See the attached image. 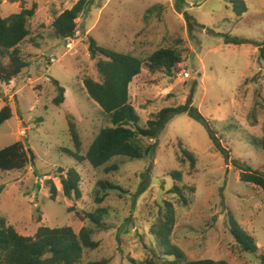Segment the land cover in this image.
I'll list each match as a JSON object with an SVG mask.
<instances>
[{
  "label": "rangeland",
  "instance_id": "obj_1",
  "mask_svg": "<svg viewBox=\"0 0 264 264\" xmlns=\"http://www.w3.org/2000/svg\"><path fill=\"white\" fill-rule=\"evenodd\" d=\"M79 1L0 0L2 18L38 5L29 23L31 36L20 46L30 66L10 84L0 81V111L10 106L13 114L0 126V150L22 142L30 160L24 170H0V216L26 237L35 236L40 227H71L76 233L92 229L100 246L85 251L83 264H131L163 254L153 230L163 218L162 208L172 203V242L188 260L264 264L263 191L242 182L234 166L241 161L264 172V151L254 144L264 137V0H244L242 17L234 11L238 0H90L75 38L58 39L52 27L56 16ZM228 35L245 42L227 45ZM90 38L144 60L161 48L181 50L183 63L175 73L151 71L146 65L131 84L139 126L145 128L163 109L192 99L229 150L230 161L216 151L205 126L187 114L174 116L156 140H144L148 147L157 144L154 154L143 160L115 158L108 166H119L116 172L94 170L70 157L67 151L75 149L71 116L83 155L109 126L84 88L86 78L102 82L99 59L89 52ZM52 79L66 90L59 107ZM182 150L194 154L195 169L183 161ZM70 168L82 176L81 200L63 193L60 176ZM175 171L183 174L182 180L173 179ZM50 180L59 191L56 201L51 200ZM100 182L119 189L103 190ZM175 186L188 188V205L171 193ZM101 208L107 215L98 226L86 214ZM233 223L254 238L259 247L255 254L238 244Z\"/></svg>",
  "mask_w": 264,
  "mask_h": 264
},
{
  "label": "trees",
  "instance_id": "obj_2",
  "mask_svg": "<svg viewBox=\"0 0 264 264\" xmlns=\"http://www.w3.org/2000/svg\"><path fill=\"white\" fill-rule=\"evenodd\" d=\"M90 0H80L72 9H68L56 16L53 22V30L60 40L74 39L78 32V19L86 8L90 7ZM38 5L32 8L25 7L19 13L6 18L0 16V81L10 84L30 64L22 57L21 44L31 36L30 21L37 13ZM180 9L182 7L180 6ZM183 10H179L182 13ZM234 11L238 16L247 12L244 0H238L234 4ZM89 52L93 59H99L97 69L102 76V82L93 78L84 80V88L90 99L96 103L109 119V126L103 128L89 147L85 155L82 154L83 143L77 130L74 117H70L69 132L74 142L75 149L67 151L77 163H88L94 170L104 168L108 173L116 172L119 166H108L115 158L123 157L130 160H143L150 154H154L157 144L145 146L144 140H156L166 124L176 115L187 114L192 120L202 124L208 131L216 151L220 152L230 161V152L222 144L217 132L211 128V124L202 116L200 111L192 105V99L186 105L178 108H165L156 114L147 126H139L140 117L131 103L130 86L141 75L144 66L151 71H166L168 74L175 73L182 65V51L177 48H161L155 51L147 60L136 56L134 53L115 51L103 46L90 38ZM244 40L232 38L229 35L225 40L227 45H243ZM264 50V49H263ZM264 53V52H263ZM264 55V54H263ZM53 85L58 90V96L54 100L56 106L64 104L66 90L61 83L52 79ZM12 109L5 106L0 111V126L12 119ZM255 145L264 151V137ZM182 154L190 161L192 169H195L197 159L193 153L182 150ZM28 153L22 142L0 150V170L3 172L24 170L29 164ZM234 166L240 171L242 182L252 184L263 191L264 195V172L256 170L242 163L236 162ZM63 172V170H61ZM173 179L180 181L183 174L175 171L171 174ZM60 181L65 197L69 199H82V176L75 168H70L66 175L61 174ZM51 200L56 201L59 194L55 183L50 180ZM103 190H116L119 187L112 183L100 182ZM187 187L175 188L172 194L179 196V201L184 206L189 200L185 190ZM74 211V210H72ZM87 218L97 224L103 225V219L107 215L104 208L95 213H87ZM159 224L154 228L153 235L163 254L140 262L131 260V264H228L226 261L200 260L190 261L186 255L172 242V233L176 222V210L172 203L160 211ZM232 234L238 244L246 253H256L259 250L255 240L249 234L241 232L234 223ZM93 230L83 228L76 233L71 227L50 228L40 227L33 237L20 235L7 220L0 216V264H83L86 250H97L99 242L93 239ZM161 259H164L161 261ZM107 261H96L88 264H107Z\"/></svg>",
  "mask_w": 264,
  "mask_h": 264
},
{
  "label": "water",
  "instance_id": "obj_3",
  "mask_svg": "<svg viewBox=\"0 0 264 264\" xmlns=\"http://www.w3.org/2000/svg\"><path fill=\"white\" fill-rule=\"evenodd\" d=\"M29 153H31V154H32V150H29Z\"/></svg>",
  "mask_w": 264,
  "mask_h": 264
}]
</instances>
